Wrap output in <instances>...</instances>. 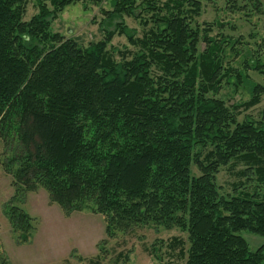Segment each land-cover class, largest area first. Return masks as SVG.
<instances>
[{
  "label": "trees",
  "instance_id": "16d2710c",
  "mask_svg": "<svg viewBox=\"0 0 264 264\" xmlns=\"http://www.w3.org/2000/svg\"><path fill=\"white\" fill-rule=\"evenodd\" d=\"M31 1L24 20L29 0H0V138L10 153L1 164L13 189L3 212L16 244L36 228L22 200L41 188L66 216L102 215L108 239L177 229L185 242L164 247L180 246L186 264H264V244L243 235L264 238V108L238 119L264 95V63L244 66L263 83L228 66V48L242 42L212 35L221 22H198L201 0H108L107 23L120 21L87 46L52 22L73 3L106 0ZM227 3L249 23L262 10L260 0ZM114 35L131 49L111 47ZM234 78L251 98L228 106L217 95ZM236 164L240 179L225 193L217 174ZM98 249L88 264H99Z\"/></svg>",
  "mask_w": 264,
  "mask_h": 264
},
{
  "label": "rangeland",
  "instance_id": "374dc122",
  "mask_svg": "<svg viewBox=\"0 0 264 264\" xmlns=\"http://www.w3.org/2000/svg\"><path fill=\"white\" fill-rule=\"evenodd\" d=\"M260 1L262 10L259 14L253 13L249 23L246 21L248 18L241 12L228 9L227 0H201L202 13L198 22H216V25L221 22L224 24L223 29L218 25L214 26L212 35L223 32L224 35L231 36L232 41L240 38L241 44H236L234 49L228 48L227 65L250 76L252 81L263 83L261 75L244 67L256 60L264 63V0ZM110 9L108 0L100 6L83 2L73 3L52 22L51 29L65 37L75 38L80 44L87 46L90 42L102 39L105 32L115 30L114 24L120 20L115 19L108 24L103 14V10ZM36 10L34 2L29 0L24 20H28ZM122 21L133 30L135 36L142 35V27L137 19L124 16ZM110 45L119 50L131 49L123 35H114ZM236 81L234 78L229 84H224L217 95L228 106L241 105L251 98L245 84ZM263 108L264 95L261 101L252 107H238V119H258ZM9 155L0 138V264H88V260L99 252V245L103 247L99 264H186L184 256L179 252L180 246L171 250L164 247L175 237L185 242V233L177 229L143 227L127 234L118 233L108 239L102 215L77 211L66 216L57 204L49 202L46 191L41 188L27 193L22 200V205L34 219L36 228L28 243L16 244L3 212L5 202L13 194L10 177L4 172L1 164V159ZM242 168L240 164L228 165L219 171L217 183L223 192H232V184L240 179L238 171ZM192 171L195 175L198 174L195 166ZM243 235L253 248L264 244L262 237L248 233Z\"/></svg>",
  "mask_w": 264,
  "mask_h": 264
}]
</instances>
